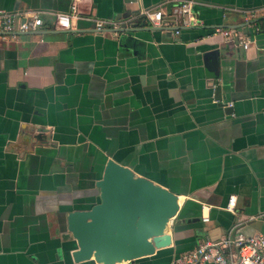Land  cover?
Returning <instances> with one entry per match:
<instances>
[{
  "label": "crops",
  "instance_id": "1",
  "mask_svg": "<svg viewBox=\"0 0 264 264\" xmlns=\"http://www.w3.org/2000/svg\"><path fill=\"white\" fill-rule=\"evenodd\" d=\"M176 4L0 0L43 21L0 33V264H98L73 261L66 216L99 201L109 159L179 203L171 244L121 264H172L203 241L264 233V0H192L171 15Z\"/></svg>",
  "mask_w": 264,
  "mask_h": 264
},
{
  "label": "water",
  "instance_id": "2",
  "mask_svg": "<svg viewBox=\"0 0 264 264\" xmlns=\"http://www.w3.org/2000/svg\"><path fill=\"white\" fill-rule=\"evenodd\" d=\"M216 63L212 57L205 69L211 72ZM95 186L99 201L66 216L67 232L77 242L74 262L121 264L171 244L169 222L179 210L175 193L112 159Z\"/></svg>",
  "mask_w": 264,
  "mask_h": 264
},
{
  "label": "built area",
  "instance_id": "3",
  "mask_svg": "<svg viewBox=\"0 0 264 264\" xmlns=\"http://www.w3.org/2000/svg\"><path fill=\"white\" fill-rule=\"evenodd\" d=\"M177 4L170 8L171 15H186L192 0H176ZM142 13L149 18L154 25L161 24V11H152L144 9ZM185 23H187L185 21ZM42 19L36 14L26 15L19 12H5L0 10V33L8 36H16L19 33L38 32L42 26ZM103 21H97L96 28H102ZM56 28H68L69 16L57 14L55 18ZM257 30V27H255ZM216 32L225 36L228 40L238 38V33L233 30H220ZM249 44L247 37L241 39L242 48L246 49ZM234 202L231 201L226 206L229 211L233 210ZM264 220V212L260 215ZM203 217V220H207ZM172 264H264V233H257L250 236L236 234L217 240H206L199 243L192 250H189L177 258Z\"/></svg>",
  "mask_w": 264,
  "mask_h": 264
}]
</instances>
